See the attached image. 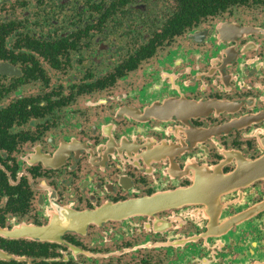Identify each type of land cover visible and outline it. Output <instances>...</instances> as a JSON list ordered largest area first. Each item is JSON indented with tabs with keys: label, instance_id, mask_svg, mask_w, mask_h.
<instances>
[{
	"label": "flooded vegetation",
	"instance_id": "obj_1",
	"mask_svg": "<svg viewBox=\"0 0 264 264\" xmlns=\"http://www.w3.org/2000/svg\"><path fill=\"white\" fill-rule=\"evenodd\" d=\"M264 0H0V264H264Z\"/></svg>",
	"mask_w": 264,
	"mask_h": 264
},
{
	"label": "water",
	"instance_id": "obj_2",
	"mask_svg": "<svg viewBox=\"0 0 264 264\" xmlns=\"http://www.w3.org/2000/svg\"><path fill=\"white\" fill-rule=\"evenodd\" d=\"M262 163H264V158L262 159Z\"/></svg>",
	"mask_w": 264,
	"mask_h": 264
}]
</instances>
